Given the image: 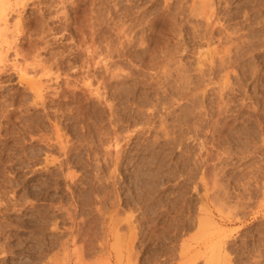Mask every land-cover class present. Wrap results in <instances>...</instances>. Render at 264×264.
<instances>
[{
  "label": "rangeland",
  "instance_id": "rangeland-1",
  "mask_svg": "<svg viewBox=\"0 0 264 264\" xmlns=\"http://www.w3.org/2000/svg\"><path fill=\"white\" fill-rule=\"evenodd\" d=\"M23 2L0 264H264V0Z\"/></svg>",
  "mask_w": 264,
  "mask_h": 264
},
{
  "label": "bare ground",
  "instance_id": "bare-ground-1",
  "mask_svg": "<svg viewBox=\"0 0 264 264\" xmlns=\"http://www.w3.org/2000/svg\"><path fill=\"white\" fill-rule=\"evenodd\" d=\"M24 0H0V78H1V74H2V71L4 72V68H6L7 69V66H5L4 67V63H5V57H6V53H8V49H10V48H12V47H15V50L17 51V49H18V51H21L22 49V47L24 46L22 43H23V40L25 41V39H24V34L22 33L21 35V38H18L19 36H17L20 32H19V30H21L22 29V27H20L21 26V24H20V22H21V20H22V18H23V11L25 10V6H26V3H24L23 2ZM26 2L27 1H32V5H35V3L37 4V6L39 7V5L38 4H41V3H39V1L40 0H25ZM57 1H60L61 2V4L63 3V0H57ZM201 1V0H200ZM205 1V0H204ZM69 3V2H68ZM201 3H203V2H201ZM200 3V4H201ZM56 4V3H55ZM58 4V3H57ZM64 4V3H63ZM199 4V5H200ZM204 4V3H203ZM196 5V4H195ZM213 5V4H212ZM62 6V5H61ZM92 6V5H91ZM27 7V6H26ZM37 7V8H38ZM84 7V6H83ZM196 7V6H195ZM57 8V7H56ZM63 8H64V5L62 6V10H63ZM77 8V7H76ZM88 8V7H87ZM188 8V7H187ZM202 8V7H201ZM33 9H34V11H35V8L33 7ZM203 10H204V6H203V8H202ZM212 9V8H211ZM38 10H41L42 11V7L41 8H39ZM55 10V9H54ZM60 10V9H59ZM83 10V9H82ZM107 10V9H106ZM193 10V9H192ZM191 10V11H192ZM41 11H39V12H41ZM72 11V10H71ZM90 11V10H89ZM191 11H189L190 13H191ZM194 11V10H193ZM199 11H201V10H199ZM207 11V10H206ZM211 11V10H210ZM36 12H37V10H36ZM39 12H37V14L39 13ZM85 12V11H84ZM205 12V11H204ZM204 12H203V14H204ZM42 13V12H41ZM40 13V14H41ZM90 13V12H89ZM32 14V13H31ZM48 15V14H47ZM107 15H108V13H107ZM14 16V18H12L13 19V21H10V20H12L10 17H13ZM35 16V15H34ZM41 16V15H40ZM77 16V15H76ZM92 15H90V17H91ZM49 17V16H48ZM81 17V16H80ZM83 17V16H82ZM84 17L86 18V16L84 15ZM102 17V16H101ZM35 19H37L36 17H34ZM66 18V17H65ZM87 18H89V15L87 16ZM86 18V19H87ZM38 19H42V17L41 18H39L38 17ZM49 19V18H48ZM90 19V18H89ZM206 19H207V17H206ZM34 20V19H33ZM52 20V19H51ZM73 20V19H72ZM85 20V19H84ZM88 20V19H87ZM95 20V19H94ZM210 20V19H209ZM28 21V20H27ZM65 21V20H64ZM25 22V21H24ZM29 22H31V19L28 21V23ZM33 22V21H32ZM31 22V23H32ZM46 22H47V18H46ZM10 23V24H9ZM21 23H23V22H21ZM66 23V22H65ZM20 25V26H19ZM25 25H28V24H25ZM30 25V24H29ZM28 25V28H30V26ZM42 25V24H41ZM84 25V24H83ZM88 25H90V24H87V26ZM94 25V24H93ZM34 26H35V22H34ZM34 26H32V27H34ZM86 26V27H87ZM92 25H90L89 26V28H87V30L88 31H86L85 29H86V27L83 29V31L81 30L80 32H83L82 34H83V36H84V34H85V37H87L88 39H89V42L91 41L92 43L93 42H95L94 40H95V35H96V32L93 30L94 28V26H92ZM20 27V28H19ZM27 27V26H26ZM10 28V29H9ZM13 28V29H12ZM74 28V27H73ZM34 29V28H33ZM33 29H31V30H33ZM52 29H54V28H52ZM117 29H119V27L117 28ZM10 32V30H12L10 33L8 32V31ZM79 30V29H78ZM85 30V31H84ZM112 30V29H111ZM120 30V29H119ZM123 30V29H122ZM21 31H23V30H21ZM38 31V30H37ZM41 32H42V30H41ZM8 33V34H7ZM25 33V32H24ZM106 33V32H105ZM122 33V32H121ZM120 34V33H119ZM40 36V35H39ZM116 37H117V35H115ZM126 36V35H125ZM23 37V38H22ZM28 37H30V36H28ZM26 38L27 40L29 39V38ZM85 37H83V38H85ZM32 39V38H31ZM87 39V40H88ZM107 39V38H106ZM110 39V38H109ZM79 40V39H78ZM83 40V39H82ZM121 40V39H120ZM29 41V40H28ZM27 41V42H28ZM31 41V40H30ZM29 41V42H30ZM35 41V40H34ZM108 41V40H107ZM124 41V40H123ZM17 42V43H16ZM74 42V41H73ZM79 42V41H78ZM90 42V43H91ZM89 43V44H90ZM105 43V42H104ZM110 43H111V41H110ZM23 46H22V45ZM81 44H82V42H81ZM89 44H87V45H89ZM109 44V43H108ZM84 45V44H83ZM82 45V46H83ZM92 45H94V44H92ZM103 46H104V44H103ZM89 47V46H88ZM21 50H20V49ZM45 48V47H44ZM86 48V47H85ZM101 48V47H100ZM107 48V47H106ZM68 49V48H67ZM71 49V48H70ZM105 49V48H104ZM112 49V48H111ZM114 49V48H113ZM12 50V49H11ZM10 50V51H11ZM15 50H13V52H14V54H15ZM28 50V49H27ZM37 50V49H36ZM86 50V49H85ZM119 50V49H118ZM7 51V52H6ZM114 51V50H113ZM3 52H4V54H5V56H4V54H3ZM6 52V53H5ZM105 52V51H104ZM22 52H20V54H21ZM91 53V52H90ZM86 54H88V53H86ZM93 54V53H92ZM117 54H118V52H117ZM120 54V53H119ZM1 55H2V57H1ZM15 55H18L17 53L15 54ZM24 55V54H23ZM22 54H21V56H23ZM38 55V54H37ZM77 55V54H76ZM20 56V57H21ZM34 55H32V57H33ZM58 56V55H57ZM4 57V58H3ZM14 58H15V56H14ZM29 58V57H28ZM53 58V57H52ZM56 58V57H55ZM70 58V57H69ZM88 58V57H87ZM95 58V57H94ZM3 59H4V61H3ZM9 60V59H8ZM31 60V59H30ZM39 60V59H38ZM42 60V59H41ZM45 60V59H44ZM93 60V59H92ZM97 60V59H96ZM95 61V60H94ZM93 61V62H94ZM14 62H16L15 60H14ZM33 62V61H32ZM39 62H41V61H39ZM80 62V61H79ZM99 62V61H98ZM17 63H18V61H17ZM46 63V62H45ZM90 63V62H89ZM19 64V63H18ZM26 64V63H25ZM24 64V65H25ZM33 64H35V63H33ZM40 64V63H39ZM42 64V63H41ZM95 64H97V63H95ZM11 65H13V64H11ZM15 65V64H14ZM45 65V64H44ZM17 66V65H16ZM26 66V65H25ZM47 66V65H46ZM91 66H94L93 64L91 65ZM28 67V66H27ZM9 68V67H8ZM16 68V67H15ZM19 68V72H17V73H19L18 75V77H20L21 79H23V76H24V70H23V68L24 69H26L25 67H18ZM17 68V69H18ZM21 68V69H20ZM17 69H15V71L17 70ZM45 69V68H44ZM31 70V69H30ZM60 70V69H59ZM6 71V70H5ZM35 71V70H34ZM32 72H33V70H32ZM31 72V73H32ZM37 72V71H36ZM31 73H30V75H31ZM49 73V72H48ZM35 74V73H34ZM39 74V73H38ZM46 74V73H45ZM44 74V75H45ZM56 74V73H55ZM205 74V73H204ZM204 76V75H203ZM41 77H42V75H41ZM19 78V79H20ZM26 78V77H25ZM24 78V79H25ZM29 78V77H28ZM32 79H27L26 78V81H27V83H29V85L28 86H30L29 88H30V90L32 91V89L35 91H33L34 93H37L39 90H41V89H39V88H41V87H39V85L37 86V83H35L36 82V80H35V82H33V80H34V78H33V80L31 81ZM40 80V79H39ZM25 81V82H26ZM34 83V84H31V83ZM41 82V81H40ZM42 84V83H41ZM27 85V84H26ZM32 85V86H31ZM64 85H66V84H64ZM43 87V86H42ZM37 91V92H36ZM40 92V91H39ZM41 93V92H40ZM38 94V93H37ZM38 95H41V94H38ZM43 96H44V94H43ZM75 96V95H74ZM37 97V96H36ZM38 98V97H37ZM34 103V102H33ZM37 103V102H36ZM44 110V109H43ZM2 111V110H1ZM1 119V118H0ZM213 120V119H212ZM212 131V130H211ZM57 134V133H56ZM57 139V138H56ZM59 140V139H58ZM60 141V140H59ZM61 143V142H60ZM61 145H64L63 143H61ZM60 145V146H61ZM206 163V162H205ZM204 170V169H203Z\"/></svg>",
  "mask_w": 264,
  "mask_h": 264
}]
</instances>
